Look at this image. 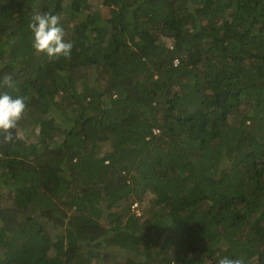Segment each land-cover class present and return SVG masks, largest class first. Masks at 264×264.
<instances>
[{"label":"trees","instance_id":"16d2710c","mask_svg":"<svg viewBox=\"0 0 264 264\" xmlns=\"http://www.w3.org/2000/svg\"><path fill=\"white\" fill-rule=\"evenodd\" d=\"M90 1L0 0V264H264V0Z\"/></svg>","mask_w":264,"mask_h":264},{"label":"clouds","instance_id":"9594fccd","mask_svg":"<svg viewBox=\"0 0 264 264\" xmlns=\"http://www.w3.org/2000/svg\"><path fill=\"white\" fill-rule=\"evenodd\" d=\"M32 33V47L38 54H45L50 60L71 58L72 43L65 41L64 29L58 15L36 13L29 23ZM14 82L11 75H4L0 87L12 88ZM27 108V98L13 97L8 92L0 93V134L3 143H11L16 138L15 131L23 119ZM218 264H244L242 258L224 257Z\"/></svg>","mask_w":264,"mask_h":264},{"label":"rangeland","instance_id":"374dc122","mask_svg":"<svg viewBox=\"0 0 264 264\" xmlns=\"http://www.w3.org/2000/svg\"><path fill=\"white\" fill-rule=\"evenodd\" d=\"M90 4H92V6L94 7V8H98V5H97V3L96 2H94V0H91L90 1ZM102 10V15L103 16H108V12H107V10H105V9H101ZM166 42V44H168V45H170V41L169 40H167V41H165ZM31 125V124H30ZM32 138H34V137H32ZM145 203H146V199L144 200V202H143V204H139V205H143V207L145 206ZM139 207V206H138ZM139 209V211H134L135 213H139V214H141L140 212H141V208H138Z\"/></svg>","mask_w":264,"mask_h":264},{"label":"built area","instance_id":"2783aa9c","mask_svg":"<svg viewBox=\"0 0 264 264\" xmlns=\"http://www.w3.org/2000/svg\"><path fill=\"white\" fill-rule=\"evenodd\" d=\"M136 206H137V204H136ZM134 207H135V205H134ZM135 208H136V207H135ZM135 208H134V209H135Z\"/></svg>","mask_w":264,"mask_h":264}]
</instances>
